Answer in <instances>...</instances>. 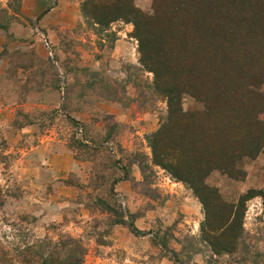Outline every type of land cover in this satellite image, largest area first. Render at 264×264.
Instances as JSON below:
<instances>
[{
  "label": "rangeland",
  "instance_id": "rangeland-1",
  "mask_svg": "<svg viewBox=\"0 0 264 264\" xmlns=\"http://www.w3.org/2000/svg\"><path fill=\"white\" fill-rule=\"evenodd\" d=\"M88 4L0 0V256L70 237L83 264H264V151L206 176L235 213L223 242L207 241L193 190L153 162L168 104L139 63L133 25ZM177 104L205 110L188 92Z\"/></svg>",
  "mask_w": 264,
  "mask_h": 264
},
{
  "label": "trees",
  "instance_id": "trees-1",
  "mask_svg": "<svg viewBox=\"0 0 264 264\" xmlns=\"http://www.w3.org/2000/svg\"><path fill=\"white\" fill-rule=\"evenodd\" d=\"M102 1L112 7L104 17L111 16L109 22L133 25L139 63L153 74L156 92L167 100V117L152 136L153 162L193 190L205 213L201 234L207 241L223 242L235 213L204 180L212 170L228 169L242 157L264 151V121L259 119L264 94L258 89L264 79V0H153L151 15L132 0ZM92 19L102 23L95 15ZM184 92L203 100L205 110L181 111L177 98ZM217 208L216 220L222 223L213 227ZM46 243L40 241L37 248ZM78 245L68 237L46 253L26 248L20 260L1 253L0 264H31L33 259L83 264L85 251Z\"/></svg>",
  "mask_w": 264,
  "mask_h": 264
},
{
  "label": "crops",
  "instance_id": "crops-1",
  "mask_svg": "<svg viewBox=\"0 0 264 264\" xmlns=\"http://www.w3.org/2000/svg\"><path fill=\"white\" fill-rule=\"evenodd\" d=\"M152 0H145L144 2L142 0H133L134 6L141 10V11H147L151 6Z\"/></svg>",
  "mask_w": 264,
  "mask_h": 264
}]
</instances>
